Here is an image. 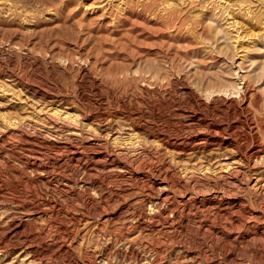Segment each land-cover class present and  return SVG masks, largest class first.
<instances>
[{"label":"rangeland","instance_id":"rangeland-1","mask_svg":"<svg viewBox=\"0 0 264 264\" xmlns=\"http://www.w3.org/2000/svg\"><path fill=\"white\" fill-rule=\"evenodd\" d=\"M0 264H264V0H0Z\"/></svg>","mask_w":264,"mask_h":264}]
</instances>
